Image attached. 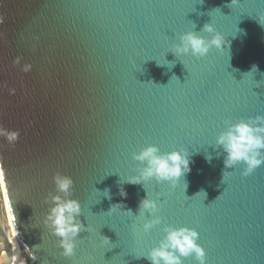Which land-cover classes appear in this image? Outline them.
Returning <instances> with one entry per match:
<instances>
[{
	"label": "water",
	"instance_id": "obj_1",
	"mask_svg": "<svg viewBox=\"0 0 264 264\" xmlns=\"http://www.w3.org/2000/svg\"><path fill=\"white\" fill-rule=\"evenodd\" d=\"M230 3L0 0V126L20 132L14 146L0 137L6 264L13 254L4 199L17 231L15 255L25 264H69L40 225L57 172L72 178L79 219L92 229L77 237L70 264H149L125 249L135 242L147 252L165 226L197 231L206 264H264V165L242 177V166L225 169L213 146L226 120L264 116V27L256 21L264 0H243L233 10ZM241 11L256 15L238 18ZM209 23L225 40L222 53L169 51L185 32L207 38L201 30ZM254 65L257 71L246 75ZM149 145L162 153L186 147L190 172L175 189L126 182L142 167L132 153ZM147 191L158 210L135 216ZM156 217L161 223L143 232L145 220ZM100 235L110 244L102 246Z\"/></svg>",
	"mask_w": 264,
	"mask_h": 264
},
{
	"label": "clouds",
	"instance_id": "obj_2",
	"mask_svg": "<svg viewBox=\"0 0 264 264\" xmlns=\"http://www.w3.org/2000/svg\"><path fill=\"white\" fill-rule=\"evenodd\" d=\"M237 2L238 0H231L230 4L234 5ZM256 21L264 27V14L256 18ZM0 23H3L2 17H0ZM201 32L207 34V38L198 35L194 31L178 35L176 42L169 51L177 57L190 55L194 58H204L210 49H215L221 53L224 51L222 46L225 45V40L211 23L205 24ZM33 39L37 40L38 37ZM13 63L18 64L19 57L15 58ZM172 66V64L168 65L169 68ZM22 70L25 72L30 71L31 65H25ZM256 71L257 68L254 65L246 75ZM9 94L14 95L15 89H9ZM224 125V130L217 134L213 146L214 150L223 153L225 169L242 166L240 175L246 177L258 167L264 165V116L256 115L254 118H242L235 122L226 120ZM19 136V130H8L0 126V137L4 138L12 146L18 142ZM188 156V151L183 147L163 153L154 145L143 147L138 153L134 152L131 155V159L138 162L142 167L136 170L135 175L126 178V182L145 186L148 182L155 181L157 184H167L169 188L175 189L181 177L190 172ZM226 172L223 173L222 183ZM52 180L55 186V194L49 193L44 198L43 202L48 207L40 220V225H43L49 235L56 238V247L61 250L60 255L67 259L74 255L79 234L84 232L91 233L92 229L79 219L82 214L81 204L71 198L74 188L72 178L57 172L53 175ZM183 186L184 189L187 187L186 184ZM103 195L106 198H110L108 190H105ZM120 195L124 197L126 193L121 190ZM157 210L156 200L150 199L147 191L146 197L138 203V214L135 216L144 217L147 215L154 217ZM127 212L132 214L131 210ZM160 223L161 220L158 217L145 220L142 224V230L147 233ZM9 224H11L10 221ZM37 226V224L33 225V227ZM161 231L163 236L157 245L149 249L146 255L142 256L149 264H184V260L189 257L194 261V264H206V253L197 243L198 233L195 230L187 227L165 226ZM6 235L7 243L15 250L17 246L14 243L17 237L16 229L15 234L12 229ZM100 242L102 246L110 244L109 239L101 235ZM2 247L3 244L0 243V248ZM5 256V252L0 251V264H6ZM18 258V256H12V264H17ZM19 259L20 264H25L24 259ZM31 259L35 260V256L33 255Z\"/></svg>",
	"mask_w": 264,
	"mask_h": 264
},
{
	"label": "snow or ice",
	"instance_id": "obj_3",
	"mask_svg": "<svg viewBox=\"0 0 264 264\" xmlns=\"http://www.w3.org/2000/svg\"><path fill=\"white\" fill-rule=\"evenodd\" d=\"M201 2H202V0H196V4H197V3H201ZM241 3H243V0H239V2H237L236 4H234L233 7H232V10L235 9V8H237ZM221 15H222V14H221ZM232 15H234V12H233ZM244 15H247V16L252 17V16H255L256 13H255V12H251V15H250V12H249V11H241V12H239V16H238V18L241 17V16H244ZM222 16H223V15H222ZM224 17H228V16H224ZM237 20H238V19H237ZM237 20H236V21H237ZM236 30H237V28H236V22H235L234 25H229V26H228V31H229L230 34H231V33H235ZM169 50H170V49H169ZM158 62L161 63L160 61H158ZM182 147H183V148H186L185 146H182ZM253 173H254V172H252L251 174H253ZM251 174H250V175H251ZM248 176H249V175H248ZM248 176H246V177H248ZM246 177H245V178H246ZM4 178H5V171H4L3 167L0 166V184L3 183ZM9 220H10V222L12 223V221L14 220V217H13V216H10ZM13 232H14V234H15V228H13ZM196 232H197V231H196ZM125 251H126V253H131V254H133L136 258L142 257V256L146 255V253H147V252L142 251V247H141V245H140L139 243H135V242L129 244L128 247L125 249ZM5 255H7V252H5ZM74 255H75V250H74ZM74 255H73V256H74ZM59 256H60L64 261L69 262V264H70V262H71V260H72V257H73V256H72L71 258H67V259H66L65 257L61 256L60 253H59Z\"/></svg>",
	"mask_w": 264,
	"mask_h": 264
},
{
	"label": "bare ground",
	"instance_id": "obj_4",
	"mask_svg": "<svg viewBox=\"0 0 264 264\" xmlns=\"http://www.w3.org/2000/svg\"><path fill=\"white\" fill-rule=\"evenodd\" d=\"M0 191H1L2 193H4V192H3L2 184H0ZM3 195H4V194H3ZM4 207H5V213H6L7 226H8V229H9V231H10V230H12V229H11V224H9V221H10L9 218H10V216H9V212H8V208H7V205H6V201H5V199H4ZM12 254H13V256H16L13 247H12Z\"/></svg>",
	"mask_w": 264,
	"mask_h": 264
},
{
	"label": "rangeland",
	"instance_id": "obj_5",
	"mask_svg": "<svg viewBox=\"0 0 264 264\" xmlns=\"http://www.w3.org/2000/svg\"><path fill=\"white\" fill-rule=\"evenodd\" d=\"M3 223H4V227H5L6 232H8L9 229H8V226H7V220H6V217L5 216H4Z\"/></svg>",
	"mask_w": 264,
	"mask_h": 264
}]
</instances>
